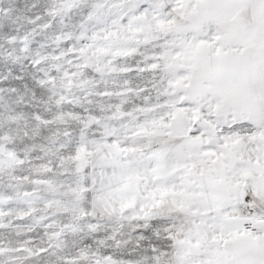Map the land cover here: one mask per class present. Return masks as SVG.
<instances>
[{
	"label": "snow or ice",
	"instance_id": "6c2138e0",
	"mask_svg": "<svg viewBox=\"0 0 264 264\" xmlns=\"http://www.w3.org/2000/svg\"><path fill=\"white\" fill-rule=\"evenodd\" d=\"M0 264H264V0H0Z\"/></svg>",
	"mask_w": 264,
	"mask_h": 264
}]
</instances>
